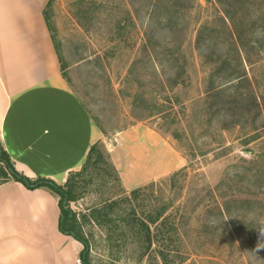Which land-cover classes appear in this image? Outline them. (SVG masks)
Returning a JSON list of instances; mask_svg holds the SVG:
<instances>
[{
    "label": "rangeland",
    "instance_id": "374dc122",
    "mask_svg": "<svg viewBox=\"0 0 264 264\" xmlns=\"http://www.w3.org/2000/svg\"><path fill=\"white\" fill-rule=\"evenodd\" d=\"M44 16L108 153L71 203L88 263L264 264V0H52ZM164 204L177 231L151 225L146 250L128 217Z\"/></svg>",
    "mask_w": 264,
    "mask_h": 264
},
{
    "label": "crops",
    "instance_id": "0c3cea01",
    "mask_svg": "<svg viewBox=\"0 0 264 264\" xmlns=\"http://www.w3.org/2000/svg\"><path fill=\"white\" fill-rule=\"evenodd\" d=\"M48 0H0V139L15 168L64 185L102 132L62 76ZM59 196L0 183V264H77L84 246L59 229Z\"/></svg>",
    "mask_w": 264,
    "mask_h": 264
},
{
    "label": "trees",
    "instance_id": "16d2710c",
    "mask_svg": "<svg viewBox=\"0 0 264 264\" xmlns=\"http://www.w3.org/2000/svg\"><path fill=\"white\" fill-rule=\"evenodd\" d=\"M52 0H49L47 5H51ZM60 62V59H59ZM61 64V63H60ZM216 95L225 94L226 89H212ZM244 98V95H240L236 100H241ZM249 102L252 105L255 104V98H250ZM102 143L99 141L95 143L88 154L87 160L83 167V170L79 172H72L69 175L67 182L64 185L56 183L54 180L39 177L37 179H31L25 174L19 172L12 163V160L9 154L5 151L1 139H0V183L13 180L23 184L29 190H36L39 188H48L55 194L59 196V207L61 211L60 220H59V229L65 234L74 237L76 240L81 242L84 246V250L81 253V261L83 264L88 263L89 255V243L85 239V234L82 230V226L79 223L77 214L71 209V203L76 201L79 197L77 192V182L76 179L83 175L84 172L88 169V166L91 163L99 164L105 160V154H108L104 149V152L101 149ZM180 173V172H179ZM179 173H175L171 179L175 178ZM119 180V178H117ZM156 183H152L144 188H139L131 192V199L127 200L129 203H133L140 198L141 192L144 190L152 189L156 187ZM114 206H118V202H113L110 204H105L99 208H94L91 212L93 218L97 214L96 219H102L106 215V211L112 210ZM169 210V205H162L156 212L152 213H143V216L138 215L135 208H132V215L128 214L127 225L131 228L138 229V232L146 242V250L150 249L153 244V238L151 225L159 226L161 225L167 231H177L175 224L170 221V216H168L167 211ZM134 213V214H133Z\"/></svg>",
    "mask_w": 264,
    "mask_h": 264
},
{
    "label": "built area",
    "instance_id": "2783aa9c",
    "mask_svg": "<svg viewBox=\"0 0 264 264\" xmlns=\"http://www.w3.org/2000/svg\"><path fill=\"white\" fill-rule=\"evenodd\" d=\"M77 264H83L82 261L80 260Z\"/></svg>",
    "mask_w": 264,
    "mask_h": 264
}]
</instances>
